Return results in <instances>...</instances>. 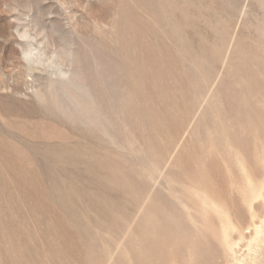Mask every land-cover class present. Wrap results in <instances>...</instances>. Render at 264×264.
I'll return each mask as SVG.
<instances>
[{
  "label": "rangeland",
  "instance_id": "obj_1",
  "mask_svg": "<svg viewBox=\"0 0 264 264\" xmlns=\"http://www.w3.org/2000/svg\"><path fill=\"white\" fill-rule=\"evenodd\" d=\"M0 264H264V0H0Z\"/></svg>",
  "mask_w": 264,
  "mask_h": 264
},
{
  "label": "bare ground",
  "instance_id": "obj_2",
  "mask_svg": "<svg viewBox=\"0 0 264 264\" xmlns=\"http://www.w3.org/2000/svg\"><path fill=\"white\" fill-rule=\"evenodd\" d=\"M256 229V228H255Z\"/></svg>",
  "mask_w": 264,
  "mask_h": 264
}]
</instances>
